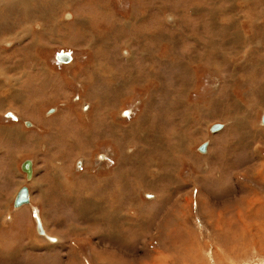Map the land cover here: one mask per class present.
<instances>
[{"label":"rangeland","instance_id":"rangeland-1","mask_svg":"<svg viewBox=\"0 0 264 264\" xmlns=\"http://www.w3.org/2000/svg\"><path fill=\"white\" fill-rule=\"evenodd\" d=\"M248 3L0 0V264H264V137L197 106L264 58Z\"/></svg>","mask_w":264,"mask_h":264},{"label":"crops","instance_id":"crops-1","mask_svg":"<svg viewBox=\"0 0 264 264\" xmlns=\"http://www.w3.org/2000/svg\"><path fill=\"white\" fill-rule=\"evenodd\" d=\"M243 5H245V7L239 6L235 8L237 11L236 14H240L242 16L240 21L241 22L240 26L242 24V21L244 22L245 20L248 19L246 21V24L243 27L241 26V28L247 30L245 29V27L248 25L249 27L248 31L251 30H255L254 32L262 31L264 29V13L262 14L263 5H254L252 11L250 10L249 7L247 8V5L252 6V3L243 4ZM243 11L245 13H243ZM246 12H248V14H246ZM252 13L253 15L254 14L258 15V17L255 18V20L251 18ZM231 16L232 15H230V17L227 16V18H231ZM227 18L224 19L225 21L224 24L229 25V19ZM253 23H255V27L253 26ZM259 26L261 28H258ZM256 44L259 47H264V42L259 41ZM247 46L250 50H252V48L254 49L258 48L256 45L252 46L251 44ZM233 47L235 46L232 45V48ZM246 47L243 48L235 47V48H237V50H242V49L245 50ZM230 48L231 46L228 47V50ZM36 49H38V47ZM240 59L241 58L239 59L232 58L230 62L227 64V66L232 65L233 67L236 68L242 66V69H240L242 70V75L240 74V71H238L236 68L234 69L233 73H231V71L227 72L226 70V74H228V81L229 80L231 81L233 79L234 83L237 82L236 85H234V89L233 87H231L230 89V86L228 87L227 85L228 82H227L225 89L223 88L226 91L224 94H222L224 91H221V89H216V91H214L216 93L211 95V100L209 105H207L206 101L204 100L202 103L204 104L203 106L200 105L201 103L197 104V106L201 107L200 109L201 114L203 113L211 114V116L209 117L210 120L214 115L213 121H216L214 125H222L224 126V130L227 129V132L225 133V135H222V137H220V135L217 134L218 132L209 134L207 139H209V136L211 138L214 137V139H212V141H214V144L211 145H218V144L221 145L222 144L221 141H228V140L249 141V138L256 139L259 137L261 138L264 137V122H263L264 121V58H259V57L256 58L250 56V57H244L242 61H240ZM249 73H250L249 75L250 77L246 78V80L244 81H242L243 78L238 77L240 75L243 76V74L246 75ZM229 77H231V79ZM207 139L205 141H207ZM10 163L11 161L9 160V165ZM9 165L7 166H5L4 164L2 165L4 171L7 173H10ZM101 191L105 193V184H102ZM18 193H15L14 197L17 196ZM90 204H88V210H91ZM98 208L101 209L99 206ZM39 210L41 211L42 214H44L40 208H38V211ZM17 211L21 212L22 210L21 208L20 209L18 208Z\"/></svg>","mask_w":264,"mask_h":264},{"label":"bare ground","instance_id":"bare-ground-1","mask_svg":"<svg viewBox=\"0 0 264 264\" xmlns=\"http://www.w3.org/2000/svg\"><path fill=\"white\" fill-rule=\"evenodd\" d=\"M25 1V0H24ZM2 6V5H1ZM22 7V6H21ZM1 9V8H0ZM8 10V9H7ZM20 10V9H19ZM10 11V10H9ZM20 12V11H19ZM38 21V20H37ZM229 32H231L230 30H229ZM233 36L235 37V39H233L234 40V42L232 43V45H236L235 44V40L237 41V42H241V34L239 33V32H236V33H234L233 34ZM230 38V37H229ZM19 40H20V37H19ZM213 40V39H212ZM238 43V44H239ZM230 44V43H229ZM237 44V45H238ZM236 45V46H237ZM69 59L71 60V58L68 56V55H62L61 57H59V61H62V62H65V63H68V61H69ZM13 90V89H12ZM10 92V91H9ZM8 114V113H7ZM14 114V113H13ZM128 115L129 113H125L124 115ZM13 116V115H12ZM11 118V117H10ZM264 122V121H263ZM28 125H30V123L28 124ZM216 126H220V128H217ZM222 128H223V126L222 125H214L212 128H211V131L213 132V133H215V132H219L220 130H222ZM207 144V143H206ZM207 147H208V144H207ZM207 147H206V149H204V151H202V150H200V153H202V154H205L206 153V151H207ZM32 169H33V166H32ZM24 172V171H23ZM25 173V172H24ZM33 173V172H32ZM27 175V174H26ZM32 178V177H31ZM28 180H29V178H28ZM27 188V187H26ZM28 189V188H27ZM21 191V190H20ZM19 191V192H20ZM29 191V190H28ZM29 196H30V193H29ZM17 197V196H16ZM30 198V197H29ZM29 204H30V202H29ZM29 204H26V205H29ZM25 204L24 205H22V206H20V207H15V205H14V207L15 208H21V207H23V206H26ZM35 217H36V220H37V229H38V233H39V235L41 236V235H43V236H45V238L46 239H48L50 242H57L58 241V239H56V238H51L50 236H48V234H47V232H46V230L44 229V227H43V225H42V222H41V220H40V218H39V216L37 217L36 215H35ZM247 230V229H246ZM59 242V241H58Z\"/></svg>","mask_w":264,"mask_h":264},{"label":"water","instance_id":"water-1","mask_svg":"<svg viewBox=\"0 0 264 264\" xmlns=\"http://www.w3.org/2000/svg\"><path fill=\"white\" fill-rule=\"evenodd\" d=\"M217 128H220V126H216ZM207 144H203L201 149L202 151H204V149H206ZM22 171H24L27 174V177L29 179H31L32 177V162L27 160L25 161L24 165H22ZM29 191L26 187L22 188L21 191L18 193L16 199H15V207H20L22 205H26L29 204L30 202V198H29Z\"/></svg>","mask_w":264,"mask_h":264},{"label":"flooded vegetation","instance_id":"flooded-vegetation-1","mask_svg":"<svg viewBox=\"0 0 264 264\" xmlns=\"http://www.w3.org/2000/svg\"><path fill=\"white\" fill-rule=\"evenodd\" d=\"M26 179H27V175H26Z\"/></svg>","mask_w":264,"mask_h":264}]
</instances>
